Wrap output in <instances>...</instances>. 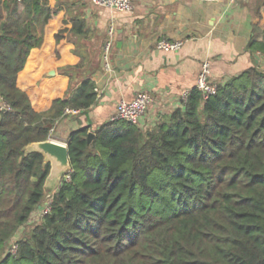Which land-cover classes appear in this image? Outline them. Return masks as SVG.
Masks as SVG:
<instances>
[{
    "label": "trees",
    "instance_id": "1",
    "mask_svg": "<svg viewBox=\"0 0 264 264\" xmlns=\"http://www.w3.org/2000/svg\"><path fill=\"white\" fill-rule=\"evenodd\" d=\"M85 28L66 0H0V100L10 107L0 110V264H264L257 68L206 99L192 88L152 129L109 120L90 143V126L72 131L69 179L45 199L50 165L25 148L48 140L66 109L87 114L94 105L85 58L61 64ZM248 49L264 55V37ZM46 201L49 212L14 240Z\"/></svg>",
    "mask_w": 264,
    "mask_h": 264
},
{
    "label": "crops",
    "instance_id": "2",
    "mask_svg": "<svg viewBox=\"0 0 264 264\" xmlns=\"http://www.w3.org/2000/svg\"><path fill=\"white\" fill-rule=\"evenodd\" d=\"M66 1L70 12L86 22L85 35L73 37L65 50L71 60L77 58L71 54L78 49L77 43L84 52L93 47L100 53L108 40V28L113 27L114 36L110 69L104 68L99 56L98 65L92 67L94 105L87 114L64 116L55 124L52 140L57 143L65 144L72 131L87 125L89 133L94 132L110 120L119 101H130L139 92L153 99L139 128H154L182 107L181 96L195 87L205 60L210 62L212 80L219 84L252 67L264 71V55L248 49L252 39L264 37V0H133L129 12L94 7L88 0ZM51 26L57 27V19ZM160 39L181 41L182 47L178 52L158 51L155 45ZM33 64L29 63L28 70ZM44 73L56 74L55 70Z\"/></svg>",
    "mask_w": 264,
    "mask_h": 264
},
{
    "label": "built area",
    "instance_id": "3",
    "mask_svg": "<svg viewBox=\"0 0 264 264\" xmlns=\"http://www.w3.org/2000/svg\"><path fill=\"white\" fill-rule=\"evenodd\" d=\"M89 3L94 7L99 8H108L120 12H129L132 9V1L133 0H88ZM193 1H201V2H210L216 0H193ZM108 40L105 43L102 53V62L104 68L106 70L110 69L109 63V54L111 47L113 45V36L114 29L113 27L108 28L107 31ZM182 47L181 41H170L166 39H160L157 41L155 48L161 52H178ZM219 83H216L212 80L211 76V67L209 60H205L201 63L200 71L198 73L195 88L202 94L204 99L209 96L215 94ZM96 92V90H95ZM189 91L183 92L181 99L182 102H185L188 97ZM153 103V99L150 94L145 92H139L135 94V96L130 101L121 100L117 103L115 112L110 118L111 121L114 120H123L125 122L131 123L137 127L140 126L142 119L145 117L148 109ZM0 110L9 111L10 107L0 100ZM79 114L77 110H69L66 109L64 112L65 116L68 115H76ZM54 132V128L50 132V138L52 139V133ZM69 172H67L63 177L66 180L69 179ZM62 177V178H63ZM50 197H48L49 199ZM50 210L49 201H46L45 204L38 208L37 212L40 213V217L47 214ZM15 251V246L11 249V252Z\"/></svg>",
    "mask_w": 264,
    "mask_h": 264
},
{
    "label": "water",
    "instance_id": "4",
    "mask_svg": "<svg viewBox=\"0 0 264 264\" xmlns=\"http://www.w3.org/2000/svg\"><path fill=\"white\" fill-rule=\"evenodd\" d=\"M53 74L54 72L51 71L50 75ZM92 136V133H89L87 135L86 139L88 143H90ZM68 143L69 141L65 144H60L53 141L52 139H48L44 142L29 144L25 148L27 153L36 152L41 154L44 157V163H49L50 165V172L44 184L45 192L47 191L50 183H52L53 181H51V178L58 180L60 176L63 177L67 172L70 171L68 159ZM52 194L48 193L49 196H51Z\"/></svg>",
    "mask_w": 264,
    "mask_h": 264
},
{
    "label": "rangeland",
    "instance_id": "5",
    "mask_svg": "<svg viewBox=\"0 0 264 264\" xmlns=\"http://www.w3.org/2000/svg\"><path fill=\"white\" fill-rule=\"evenodd\" d=\"M76 45H77V47H78L79 50L77 49L76 51H72V53H71L72 56H76L77 58H79V55H81L82 57L85 58L87 68L90 69V70H93L92 67H95V66L98 65V56H99V58H102V53H103V52L98 53L97 48L94 49L93 47H92V48H89V51L84 52V50H82L83 47L79 46V45H80L79 43H77ZM68 57H69V56H68ZM77 58H75V59H77ZM69 59H70V57H69L68 59L64 60V61L61 63V64L63 65L62 67H66V68H67V67L69 66V62H68ZM70 60H71V59H70ZM76 62H78V61H76ZM75 76H76V75H75ZM76 77L78 78V76H76ZM68 85H69V84H68ZM68 85H67V86H68ZM52 134H53V133H52ZM51 138H52V137H51ZM55 178H56V177H55ZM61 179H62V176H60V178H58V180L51 178V181H52V180H53V181H52V183H50V185H49V187H48V189H47V191H46V193H45V194H47V195L45 196V199H47L48 197H51V196L48 195V193L52 194V193H54V192L56 191V189L58 188V185H59ZM50 191H51V192H50ZM39 214H40V213H38L37 211L33 213L32 217L30 218V221H29V222H28L23 228H21V229L17 232V234H16L14 240H16V239L22 237L25 233L31 231V230H30L31 227H32L35 223H38V222H39V219H40V215H39ZM14 240L11 242V244H10V248H11V247L13 248V246H14ZM12 248H11V249H12Z\"/></svg>",
    "mask_w": 264,
    "mask_h": 264
}]
</instances>
